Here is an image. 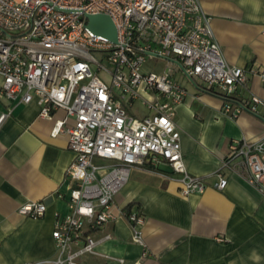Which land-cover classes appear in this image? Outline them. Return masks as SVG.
<instances>
[{
  "label": "built area",
  "instance_id": "obj_1",
  "mask_svg": "<svg viewBox=\"0 0 264 264\" xmlns=\"http://www.w3.org/2000/svg\"><path fill=\"white\" fill-rule=\"evenodd\" d=\"M84 13L107 14L117 42L88 31ZM210 20L198 0H0V103L37 98L38 115L53 119L50 134L65 133L74 153L65 172L72 184L68 212L55 213L51 232L58 252L54 264H83L82 256L97 253L100 240L87 230L116 218L114 197L130 168L147 157L163 158L182 176V195L206 188L182 162L174 117L187 90L177 73L220 97L226 116L242 111L258 115L262 100L241 93L248 73L264 86V67L227 64ZM155 57L176 59L183 70L171 61L161 72L145 70L147 58ZM101 71L108 80L99 76ZM135 101L148 113L130 114L127 107ZM13 106L8 103L0 110V127ZM56 110L64 116L54 119ZM228 148L222 166L236 167L264 194V134L252 140L232 138ZM216 177L214 187L223 189L227 179L219 171ZM45 210L42 200L18 207L19 214L31 218L42 217ZM120 214L145 256V216L138 209Z\"/></svg>",
  "mask_w": 264,
  "mask_h": 264
},
{
  "label": "crops",
  "instance_id": "obj_2",
  "mask_svg": "<svg viewBox=\"0 0 264 264\" xmlns=\"http://www.w3.org/2000/svg\"><path fill=\"white\" fill-rule=\"evenodd\" d=\"M198 1L226 63L264 67V0ZM247 77L242 96L257 95L262 103L258 115L242 111L236 117L223 113L220 97L179 78L187 90L174 117L182 162L206 188L182 195V176L161 157L132 166L113 200L116 218L87 230L100 241L97 253L80 258L83 264H264V194L236 167L222 166L232 138L264 134V86L256 75ZM8 103L14 106L0 127V264H54L58 252L51 232L55 213L68 212L72 184L65 172L74 153L65 133L50 134L53 119L38 115L37 98L6 101L0 110ZM218 171L227 179L223 189L214 187ZM38 200L46 205L42 217L18 213L24 202ZM133 209L146 218L143 257V246L132 240L130 223L120 214Z\"/></svg>",
  "mask_w": 264,
  "mask_h": 264
},
{
  "label": "water",
  "instance_id": "obj_3",
  "mask_svg": "<svg viewBox=\"0 0 264 264\" xmlns=\"http://www.w3.org/2000/svg\"><path fill=\"white\" fill-rule=\"evenodd\" d=\"M66 11H79L77 9H65ZM80 12V11H79ZM84 18L86 19L85 28L93 34H101L104 35L110 40L111 42H117V30L112 21V19L104 13L98 14H83ZM154 55L159 56L158 54L153 53ZM168 61H171L178 65L182 70L181 64L173 58L170 57H162Z\"/></svg>",
  "mask_w": 264,
  "mask_h": 264
},
{
  "label": "rangeland",
  "instance_id": "obj_4",
  "mask_svg": "<svg viewBox=\"0 0 264 264\" xmlns=\"http://www.w3.org/2000/svg\"><path fill=\"white\" fill-rule=\"evenodd\" d=\"M168 66H169L168 60L160 58V57H155V58H147V61L145 62L143 68L145 70H153L156 72H161ZM99 76L105 80H108V77L104 71L99 72ZM175 76L177 78H182L181 81H183V83H186V84L188 83V79L184 75L180 77V75L177 73ZM127 109L130 114H132L133 116H138V117H141L144 114L148 113V111L145 110V108L140 104L139 101L133 102V105L127 107Z\"/></svg>",
  "mask_w": 264,
  "mask_h": 264
}]
</instances>
